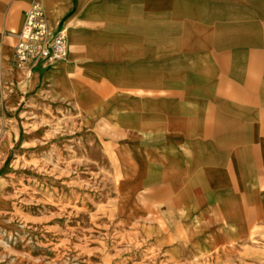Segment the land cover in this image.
<instances>
[{
    "label": "crops",
    "instance_id": "1",
    "mask_svg": "<svg viewBox=\"0 0 264 264\" xmlns=\"http://www.w3.org/2000/svg\"><path fill=\"white\" fill-rule=\"evenodd\" d=\"M34 5L68 54L26 72L14 34ZM3 82L109 143L143 201L210 233L264 230V0H0Z\"/></svg>",
    "mask_w": 264,
    "mask_h": 264
},
{
    "label": "rangeland",
    "instance_id": "2",
    "mask_svg": "<svg viewBox=\"0 0 264 264\" xmlns=\"http://www.w3.org/2000/svg\"><path fill=\"white\" fill-rule=\"evenodd\" d=\"M1 84L0 264H264L259 224L226 230L231 242L210 249L199 221L143 201L151 188L134 192L130 211L109 143L55 102L11 103Z\"/></svg>",
    "mask_w": 264,
    "mask_h": 264
},
{
    "label": "built area",
    "instance_id": "3",
    "mask_svg": "<svg viewBox=\"0 0 264 264\" xmlns=\"http://www.w3.org/2000/svg\"><path fill=\"white\" fill-rule=\"evenodd\" d=\"M68 44L62 26L50 25L42 10L34 5L21 28L14 34L12 64L30 72L45 69L67 58Z\"/></svg>",
    "mask_w": 264,
    "mask_h": 264
},
{
    "label": "bare ground",
    "instance_id": "4",
    "mask_svg": "<svg viewBox=\"0 0 264 264\" xmlns=\"http://www.w3.org/2000/svg\"><path fill=\"white\" fill-rule=\"evenodd\" d=\"M5 51L2 49V56H5ZM7 56L9 57L10 54ZM135 190L134 186H131L127 184L124 181L120 182V188H119V193L121 196V202L124 204H128L130 211L134 212L135 211V206L132 203L133 202V192ZM43 208L49 209L50 205L44 204ZM223 235H220L219 232L220 230H215V232H211L205 240V245L207 244V247L210 249H219L221 246H225L228 243L231 242L230 237L227 235L228 232L224 230ZM244 232L243 230H239V234L242 235Z\"/></svg>",
    "mask_w": 264,
    "mask_h": 264
}]
</instances>
